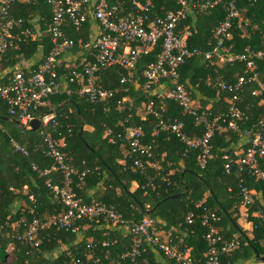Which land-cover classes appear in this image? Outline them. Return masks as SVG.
<instances>
[{
    "label": "trees",
    "instance_id": "trees-1",
    "mask_svg": "<svg viewBox=\"0 0 264 264\" xmlns=\"http://www.w3.org/2000/svg\"><path fill=\"white\" fill-rule=\"evenodd\" d=\"M145 0H121L128 8L134 2L143 3ZM203 3L207 0H191ZM181 7L177 0H155L154 13L164 15L168 11ZM239 8L244 18L249 20V27L244 32L237 20L232 27V36L225 41V47L220 51L226 57H235L245 53L247 49L258 51L264 49V0H239ZM11 14L16 19H23L22 28L15 30L14 47H10L0 58V65L4 68H15L25 56L32 58L39 51L43 52L44 59L52 50L49 34L36 33L35 36L25 35L22 31L34 29V20L39 19L41 31L46 28V22L51 18L50 8L43 0L32 4L13 5ZM223 5L215 8L202 9L199 6L187 12V18L180 24V29L187 26L192 31L188 41L189 47L199 48L201 55L191 57L181 67V80L190 91L192 106L198 111H207L212 117L229 113L232 100L237 98V106L248 117L239 122V130L227 129L217 133L213 140L214 157L208 162L205 169L198 165L199 151L186 153V146L172 133L162 132L158 137L153 135V127L159 119L152 113L146 112L147 105L154 101L155 110L161 112L165 121H184L186 132L190 137H200L203 134L202 126H195L193 116L179 106L175 101L159 98V86L171 89L174 83L163 80L153 85L151 89L144 88L143 71L147 65L157 58L161 50L155 46L153 51L139 61L137 67L128 70L121 65L104 70L100 74L101 84L114 92V97L107 101L90 102L88 98L66 91L51 97L47 105L39 111L57 109L54 113L59 121L56 137L64 141L63 150L67 153L71 164L79 173L86 172L85 187L77 189L86 203L98 202L108 206H115L125 223H113L102 219L100 223L82 222L79 231L51 229L44 233L45 241L39 250H33L29 245L19 244L14 237L22 232L17 224L23 216V204L17 211L14 206L17 202L27 200L28 194L36 192L41 195L38 216L46 219L59 214L63 210L47 185L46 177H42L32 169L38 164L42 169L51 166L47 159L42 132L27 130L10 119H16L9 113V107L0 100V246L8 250L11 243L16 244L12 250L13 262L0 264H74L81 260L83 264H134L126 254L131 248V227L133 223L141 222L143 218L151 217L158 227L171 232V240L179 249L185 246L192 248V257L203 264L207 257L208 245L205 239L207 228L202 224L200 216L206 207L219 217L217 227L222 240L230 241L236 238L240 245L232 252L223 255L222 261L230 264H246L253 260L260 261L256 251L264 255V221L256 216L264 212V184L256 177L245 174V185L253 191L255 204L244 212L247 220L253 223V235L239 223L240 209L243 207V198L236 178L238 161L247 149L246 131L264 133V58H255V68L247 71L245 62L230 63L214 56L206 59L205 53L215 46V31L226 17ZM94 23L88 21L79 30L72 29L68 24L67 35L75 40L71 51L80 49L81 39L86 38V27L94 30ZM75 32V34H74ZM77 34V35H76ZM94 36V34H93ZM89 36L88 42L91 41ZM87 42V43H88ZM86 43V42H84ZM17 46V48H15ZM89 49V48H88ZM87 49V50H88ZM89 53V51H88ZM90 57L88 60H91ZM78 59L76 63H80ZM36 68V67H35ZM64 75L62 68L59 70ZM237 75L245 77V83L239 90L219 92L218 83L235 85L239 79ZM10 78V77H9ZM8 76L0 79V87L7 85ZM126 78L124 83L121 82ZM255 78V79H254ZM69 88H76L70 84ZM219 92V93H218ZM202 96L204 104L200 103ZM63 103H65L63 105ZM63 105V106H61ZM143 108V110L141 109ZM164 110H163V109ZM163 110V111H162ZM84 129L80 134L82 123ZM142 127L145 137L143 144L151 148L152 156L144 157L129 155L130 147L122 142L120 136H125L130 128ZM108 131L116 139L115 144L108 141ZM12 140L29 150L28 156L17 152ZM227 157V158H226ZM141 158L145 163V170L141 172L134 167V161ZM233 162V172L225 173L226 162ZM159 164L160 170L151 166ZM264 170V160L261 161ZM161 174V187L157 192L145 193L141 186L148 177ZM60 183L62 176L53 173L50 176ZM169 178L171 183L161 180ZM78 181V177H75ZM133 187H136L133 191ZM26 189L27 194H24ZM175 194L178 198L168 199ZM261 196L262 200L259 199ZM142 205L144 208L142 209ZM145 210H153L147 214ZM194 213L195 222L187 223V217ZM119 226H128L130 235L124 236ZM102 227V228H101ZM81 228H85L81 238ZM62 238L69 244L76 241V245L64 251L58 258H47L46 253L52 252L59 246ZM108 243V245H104ZM151 251L148 259L155 264V254ZM163 256V255H162ZM164 257V256H163ZM179 264L175 261H169ZM149 263V264H150Z\"/></svg>",
    "mask_w": 264,
    "mask_h": 264
},
{
    "label": "built area",
    "instance_id": "built-area-1",
    "mask_svg": "<svg viewBox=\"0 0 264 264\" xmlns=\"http://www.w3.org/2000/svg\"><path fill=\"white\" fill-rule=\"evenodd\" d=\"M36 1L0 0V58L10 47H14L15 30L24 25L23 19L12 16L13 5L32 4ZM43 1L51 12V18L46 22V28L43 31L51 38L52 50L37 68L29 71L22 68L15 69L8 84L0 87V100L6 102L9 113L22 125H27L31 120L43 115L42 136L46 146L44 154L52 163L46 169L33 164L32 169L47 178L46 183L51 188L54 198L63 205V210L59 214L51 216L48 221H43L38 216L41 195L36 192L28 194L23 216L17 224L22 232L18 233L14 239L20 244L29 245L33 250L41 248L45 241L44 233L51 229L76 232L79 231L82 222L100 223L102 219L113 223H125L115 206L98 202L88 204L78 193L77 189L85 187L86 172L77 171L63 150L64 141L56 137L59 127L56 114L42 113L37 116L51 97L66 91L68 94L76 93L86 97L93 103L110 100L114 97V92L107 90L101 84L100 74L118 64L125 69L133 70L143 56L150 54L155 46H160L161 50L157 58L143 71L144 88L149 90L163 80H171L174 86L158 94V97L177 102L184 111L193 116L195 126L203 127V134L200 137H190L185 130L184 121L163 120L161 112L155 110V103L151 101L147 105L146 112L152 113L159 119L158 124L153 127V135L158 137L162 132L175 134L185 144L186 153L200 152L198 165L205 169L214 157L212 146L214 136L227 129L240 131L239 122L246 121L248 117L237 106L236 97L232 100L229 113L214 117L207 111L200 112L193 108L191 94L182 83L180 69L189 58L199 56L202 52L199 48L189 47L188 41L192 31L187 26L180 29V24L187 18V12L191 7L199 6L202 9H209L221 4L227 14L215 31V46L205 53V58L210 60L217 56L222 61L230 63L245 62L247 71L255 68V58H264V49L258 51L247 49L245 53L235 57H226L220 53L225 47V41L232 36L235 21L240 22L244 32L249 27V20L243 17L239 8V0H207L203 3L177 0L181 7L168 11L164 15L154 13L155 0L134 2L130 8L121 3V0ZM39 21V19L34 20V29L27 28L22 33L30 36H35L36 33L42 34ZM88 21L94 23V36L88 46L92 59L80 63L59 64V59L75 46V40L67 35V31L71 30V28L67 29V25L71 24L72 29L79 31ZM262 40L264 41V36ZM61 68L64 75L60 74ZM237 78L239 81L235 85L218 83L219 92L239 90L245 83V77L237 75ZM125 81L126 78L121 80L122 83ZM70 84H75L76 88H69ZM0 128H2L1 124ZM243 134L247 138L248 146L243 157L238 161L236 178L239 181L243 204L248 208L255 204V197L253 191L245 185V174L256 177L264 184V170L261 167V161L264 160V133L246 131ZM106 136L111 144L116 143L111 131H108ZM144 137L142 127H136L128 129L126 135L120 136L119 139L129 145L131 157L139 155L149 158L152 156V151L150 147L143 144ZM12 143L17 152L25 156L30 154L29 150L16 141L12 140ZM232 164L231 161L225 163V173L233 172ZM134 167L143 172L146 166L141 158H137L134 161ZM53 173L61 174L60 183L50 177ZM160 176L161 174H157L154 177H148L141 186L143 191L157 192L161 187L158 183ZM75 177H78V181ZM161 180L167 185L171 183L169 178L161 177ZM200 208L202 209L200 219L207 228L205 239L208 245L207 259L203 264H230L223 262L222 257L238 248L239 241L236 238L230 241L222 240L217 227L219 222L217 214L201 205ZM256 216L264 221L262 210L257 212ZM194 222L195 215L191 213L187 217V223L192 225ZM130 232L131 248L125 256L134 264H149L148 256L151 251L160 253L169 261L179 264H201L192 257L188 246L179 249L171 240V232L158 227L149 216L143 218L141 222L133 223ZM74 264L83 263L77 259Z\"/></svg>",
    "mask_w": 264,
    "mask_h": 264
},
{
    "label": "crops",
    "instance_id": "crops-1",
    "mask_svg": "<svg viewBox=\"0 0 264 264\" xmlns=\"http://www.w3.org/2000/svg\"><path fill=\"white\" fill-rule=\"evenodd\" d=\"M36 20V19H35ZM40 26V25H39ZM94 26V25H93ZM90 28L89 27H86V38H85V41L86 43L83 42V39H81V43H80V49L77 51H69L67 52L66 54H64L60 59H59V64H65V63H68L70 62L71 64L73 63H76L79 60L81 61H85L87 59L90 58V53H88L89 49H88V46L89 44L91 43L92 39H93V34H94V30H90V31H87L89 30ZM44 32V31H43ZM69 32V31H68ZM75 34V32H74ZM77 35V34H76ZM89 36L92 37L91 38V41L88 42L89 40ZM88 42V43H87ZM88 49V50H87ZM24 57V59L19 62L15 68H4L2 65H0V79H4L5 77L8 76L11 77V74H13V72L15 71V69L17 68H22V69H25V70H33L35 69V67L37 68L39 65H41L43 63V59H44V55H43V52L42 51H39L38 54H36L34 57L32 58H26L25 56H22ZM160 90L158 91L159 94L160 93H163L166 88L164 86H159ZM204 98L206 99L205 96H202L201 99H200V103H202L203 105L204 104ZM47 105V103H46ZM45 105V106H46ZM63 106V105H62ZM57 109H53V110H49L47 112H43L44 113H53L55 112ZM42 114V113H41ZM151 166L155 167L156 169L160 170V165L159 164H151ZM136 187H133V191L135 190ZM259 199L262 200L261 196H259ZM24 203H22L21 201L20 202H17V204H15L14 206V211H17L20 206H22ZM27 204V202H26ZM25 204V205H26ZM243 209H245V211L247 210V208L245 206H243ZM243 209L241 208L240 209V213L241 215H245L244 214V211ZM50 217L46 218V219H42L43 221H48ZM239 223L240 225L245 228L247 231H248V234L252 237L253 235V232H252V229H253V223L252 222H249L246 218L244 217H239ZM102 228V227H101ZM119 229H121V232L124 233V236H127V235H130V232L128 230V226L126 227H122V226H119L118 227ZM85 228H81V238L84 237V233L83 231L85 232ZM78 243V241H76ZM76 242L75 243H71L69 244L67 241L65 242L64 239L60 238L59 239V246L53 250L52 252H48L46 253V256L47 258H52V259H56L58 258L64 251H67L71 248V246L73 245H76ZM108 245V243H105ZM11 245V244H10ZM15 245V244H14ZM10 247V246H9ZM190 248V247H189ZM11 249V248H10ZM191 252H192V248H190ZM155 254V264H173L171 262H168L164 259V257L160 254V253H154ZM9 262H13V259L11 260H8ZM151 264V263H150ZM246 264H264V262H262L261 260L260 261H257V260H253L251 262H248Z\"/></svg>",
    "mask_w": 264,
    "mask_h": 264
},
{
    "label": "water",
    "instance_id": "water-1",
    "mask_svg": "<svg viewBox=\"0 0 264 264\" xmlns=\"http://www.w3.org/2000/svg\"><path fill=\"white\" fill-rule=\"evenodd\" d=\"M65 103H63L64 105ZM62 106V105H61ZM43 117V115L31 120L27 125H22L19 120L17 119H10L11 121H13L14 123H16L17 125L27 129V130H32V131H37V130H40L41 127H42V120L41 118ZM84 129V122L82 123V128H81V131H80V134L82 133ZM181 194H175V195H172L170 196L168 199H174V198H178ZM141 208L143 209L144 207L142 205H140ZM153 210H145V212L147 214H150L152 213ZM256 255L257 257H259V259L264 262V255H260L257 251H256ZM10 254L7 250H5L3 247L0 246V261L2 263H6L8 258H9Z\"/></svg>",
    "mask_w": 264,
    "mask_h": 264
},
{
    "label": "rangeland",
    "instance_id": "rangeland-1",
    "mask_svg": "<svg viewBox=\"0 0 264 264\" xmlns=\"http://www.w3.org/2000/svg\"><path fill=\"white\" fill-rule=\"evenodd\" d=\"M13 74H11V76H12ZM141 109L143 110V108L141 107ZM106 136V135H105ZM24 194H27V191H26V189H24V192H23ZM23 201V203H24V205L26 204V202H27V200L26 199H23L22 200ZM243 206H245V205H243ZM247 208V207H246ZM248 208H250V207H248ZM242 209H243V207H242ZM243 211L245 212V209H243ZM240 217H244V218H247V215H241V213H240ZM16 243V242H15ZM14 243V244H15ZM18 243V242H17ZM13 243H11V245H9L10 247L8 248V252H9V254H10V256H9V258H8V260H12L13 259V254L11 253L12 252V250H14L15 248H16V244L14 245ZM20 244V243H19ZM11 248V249H10ZM7 260V261H8Z\"/></svg>",
    "mask_w": 264,
    "mask_h": 264
}]
</instances>
